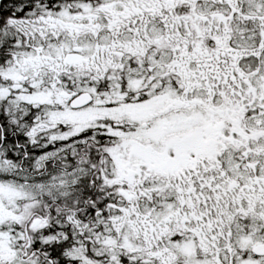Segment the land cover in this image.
Instances as JSON below:
<instances>
[{
	"label": "snow or ice",
	"instance_id": "6c2138e0",
	"mask_svg": "<svg viewBox=\"0 0 264 264\" xmlns=\"http://www.w3.org/2000/svg\"><path fill=\"white\" fill-rule=\"evenodd\" d=\"M0 264H264V0H0Z\"/></svg>",
	"mask_w": 264,
	"mask_h": 264
}]
</instances>
